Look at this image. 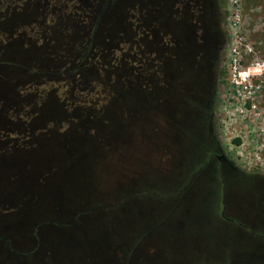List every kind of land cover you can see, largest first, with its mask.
<instances>
[{"label": "rangeland", "instance_id": "374dc122", "mask_svg": "<svg viewBox=\"0 0 264 264\" xmlns=\"http://www.w3.org/2000/svg\"><path fill=\"white\" fill-rule=\"evenodd\" d=\"M221 7L217 27L220 48L215 63L202 79V87L186 91L184 82L174 92L169 91L170 95L162 93L159 97L157 87H145L150 75L140 71L137 75L139 80L135 77L136 82L128 80V86H122L127 97L118 100L103 114L107 119L105 122H108L105 125L110 134L107 135L108 142L113 144L114 138L118 141L112 151H105L103 144L96 142L93 132L80 130L85 123L75 124L64 135L65 141L70 136L73 153L81 150L84 155L101 156L100 160L97 157L94 159V156L92 160L87 156L86 159L79 158L77 166L68 168L77 173L74 188L76 186L80 191L76 195L77 199H81L80 203L89 200L95 189L97 194L107 195L105 200L110 199L113 189L119 185V178L130 187L137 179L135 177L141 175L144 167L152 165L157 155L164 160L159 159L160 163L155 165L162 166L167 172L171 185L178 182L181 174L177 172L184 168L183 154L187 151V135L178 125L187 130L195 129L199 136L202 133L210 149H215V141L218 142L238 174L246 180L237 184L227 182L224 203L219 202L218 197L209 195L216 191L215 188L209 194L207 189L197 187L198 184L192 188L191 195L169 217V223L160 232L162 237L167 233L170 236L168 240L172 253L163 259L166 264H264V0H222ZM143 34L148 33L145 31ZM101 35L100 31L98 39L103 42ZM149 45L153 47L152 42ZM55 100L59 103L57 98ZM50 105H46L47 110L44 108L46 116L49 107L55 109L49 114L58 110L57 105ZM65 109V114L70 113ZM206 123L211 135L204 125ZM62 132L55 128L45 133L34 147V153L28 150L16 161L15 167L20 174L16 186L17 202L13 205L16 211L0 214V234L15 235L17 247L24 252H30V248L34 251L32 254L21 252L16 255L9 251L4 257L5 262L2 260L0 264H63L62 260L66 264H112L109 263L111 253L106 236L102 226L96 224L101 219L92 220L95 222V225L89 223L93 226L92 230L87 225L84 233H87V239L93 246L92 238L98 247L104 244L101 254L99 251L98 255L89 252L92 255L89 260L84 259L88 255L83 253L85 251L81 253L83 255L79 254L77 245L70 252L64 249L66 234L70 233L75 240L83 235L77 226L62 227L56 223L34 226L38 220H51L53 215L55 221L56 217L71 220L58 212L50 213L48 208L38 214L33 211V204L42 199L40 196H44L48 184L60 179L66 171L65 141L61 142L63 147L60 143ZM7 167H10V160ZM136 170L141 173L136 174ZM41 177H44L43 181ZM3 181L6 184L1 197L9 206L13 201H10L13 198L11 182L9 177ZM79 183L87 184V188L80 190ZM23 196L34 200H23ZM47 199L42 200L49 201ZM130 201V194H127L125 205L128 210ZM171 202L174 204L175 200ZM223 206L225 216L230 219L220 218L214 212V209L221 212ZM32 228L35 233L31 238L29 229ZM153 241H146L140 248L145 263L150 262L153 247L149 245ZM103 249L107 250L106 258ZM64 252H68L66 258Z\"/></svg>", "mask_w": 264, "mask_h": 264}, {"label": "flooded vegetation", "instance_id": "af4514ba", "mask_svg": "<svg viewBox=\"0 0 264 264\" xmlns=\"http://www.w3.org/2000/svg\"><path fill=\"white\" fill-rule=\"evenodd\" d=\"M221 6L222 0H0V214L16 211L18 157L34 153L43 135L55 128L63 131L64 142L65 133L80 122L82 104L91 107L84 112L89 115L101 104L95 96L111 90L113 97L119 89L123 95L107 101L108 108L117 104L127 97L126 82L139 80L140 71L150 75L145 87H157L159 97L184 82L186 91L202 87L220 48ZM50 103L58 110L49 114L55 110L49 107L46 116ZM65 108H74L73 113L65 114ZM215 144L216 163L236 170ZM7 177L9 206L1 197ZM15 240V235L0 234V263L9 251H34L24 252Z\"/></svg>", "mask_w": 264, "mask_h": 264}, {"label": "trees", "instance_id": "16d2710c", "mask_svg": "<svg viewBox=\"0 0 264 264\" xmlns=\"http://www.w3.org/2000/svg\"><path fill=\"white\" fill-rule=\"evenodd\" d=\"M104 93L103 96H95V98H98L97 100H100L99 102H101V104L93 107L95 110L91 111L94 113L91 112L90 114L87 113L89 115H86L84 111L88 108L91 109V107H86L83 104L79 106L81 112L78 118H80V122L85 123L84 126H81L80 130L83 131L85 129L89 133L93 132L96 142L102 143L103 149L109 152L113 150L112 147L114 143L118 141L114 138L113 144L108 142L107 135L110 136V134L107 132L105 126L108 122H105L107 119H105L103 114L108 109L109 105L107 104L110 103L107 102L108 99L114 98V100H116L117 97L123 95V92L118 89L116 95L114 94L113 97L111 90L105 91ZM206 107H208V105ZM205 109L206 111L208 110L207 108ZM73 110L74 108H71L70 112L73 113ZM73 118L78 119L75 117ZM204 125L208 128V123ZM178 128L187 135L185 141L187 151L186 154H183L185 159L183 160L184 168L179 169L177 172L178 175L181 174V178L178 182H175L174 185H171L170 176L166 174V171H163L164 169L161 168L162 166L159 167V165H155L160 163L159 159L164 160V157L162 158L161 155H157L151 162L152 165L144 167V170L140 169L143 170L142 173L140 170H136V174L141 173V175L135 177L137 179L134 180L130 187H127L125 181L119 178V185L117 188L113 189L110 199L108 198L105 200L107 195L97 194L96 191L98 190L95 189V191H92V197L89 198V200L87 199L74 207L75 209L72 211V214L68 216L71 219L70 221L62 217H56L57 221H55L53 220V215L51 220H38L34 226L39 227L56 223L57 226H77L78 228L86 229L87 225H89V229L92 230L93 226L89 223H94L93 225H95V222L92 220L97 221V219H101L96 224L98 227L102 226L101 228L106 236L107 246L111 253V261L109 263H145L144 261H146V259L144 260V256L141 252L142 245L146 243V241L154 240L149 245L153 247L150 250V254L152 253L150 255V262H146L145 264H166L163 262V259H167L172 253L168 240L170 236H168L169 234L167 233L165 237H162L160 232L163 227L166 228L170 221L169 217L173 215L175 210L191 195L192 188H196L195 186L198 184L197 187L200 186L199 188L207 189L206 191H208V194L210 190L215 188L216 191L211 192L209 195L218 197L217 199L219 202L223 203L222 201L226 196L224 190L228 187L227 182L229 181L231 184H237L238 181H243V179L246 180V178H242V176L238 174L237 170H233L226 164L221 165L216 163L214 157L211 156V151L213 149H210V147L205 144L202 133H200L199 136L198 133L194 132L195 129L187 130V128L181 127L180 125H178ZM69 139L70 136L66 138L65 141L64 164L66 171L69 170V167L75 166L79 158L83 159L87 156L91 158V160L94 157V159L97 157V160H100V155H84L80 153L81 150L73 153ZM237 142H239V140H237ZM72 144H74V140ZM120 160L122 161V159ZM161 163L164 164L163 162ZM183 173H185V175H183ZM183 176L185 177L183 178ZM127 194H130L131 197L129 210L125 205ZM172 200H175L176 203L174 202V204H172ZM155 201H157V205H155ZM146 207L149 211L148 215L152 214V217H148ZM152 207H154V209ZM214 212H217L220 218H225L224 210L220 212L214 209ZM90 215L94 216V218H89ZM87 237L89 236L86 233L82 238L83 244L87 243ZM91 241L98 247L93 238ZM157 244H160V246ZM102 246H104V244L98 247L100 254ZM106 249H103L105 253V255H103L104 258L108 256ZM84 254L86 255V253ZM84 259H91V255H86Z\"/></svg>", "mask_w": 264, "mask_h": 264}, {"label": "water", "instance_id": "95a60500", "mask_svg": "<svg viewBox=\"0 0 264 264\" xmlns=\"http://www.w3.org/2000/svg\"><path fill=\"white\" fill-rule=\"evenodd\" d=\"M76 179H78L77 173L74 170L69 169L68 171H64L60 179H56L52 181L50 184H48V188L44 196L43 197L40 196V198H42L43 200L45 199V197H47L48 198L47 200L49 201H43L42 199H39L37 202L33 204V211L38 214L39 212L43 211V209L48 208V211L50 213L58 212V214L62 216L71 215L72 211L75 209L74 207L76 205H79L80 204L79 200H81L80 198L77 199L78 196H76L77 192L80 193L79 189H77L76 186L74 188V182H76ZM78 188H80V190L82 188L85 189L87 188V184L85 186L84 183H79ZM83 201L84 200H82V202ZM79 229L81 230V234L85 235L84 233L86 229H82V228ZM66 235L68 237L63 241V244L66 245V248H64L65 251L70 252L72 251V249H75L77 245V247L80 249L79 254H81L83 251H85L83 253L89 255H91L89 252L94 254L98 253V247H95L91 243H89L88 239H86L87 243L83 244V239H82L83 235H80L78 238H76V240L70 237L71 236L70 233ZM68 252L63 253L65 258L67 257ZM62 263L66 264V261L62 260Z\"/></svg>", "mask_w": 264, "mask_h": 264}, {"label": "crops", "instance_id": "0c3cea01", "mask_svg": "<svg viewBox=\"0 0 264 264\" xmlns=\"http://www.w3.org/2000/svg\"><path fill=\"white\" fill-rule=\"evenodd\" d=\"M77 164H78V163H76L75 166H77ZM75 166H74V167H75Z\"/></svg>", "mask_w": 264, "mask_h": 264}]
</instances>
